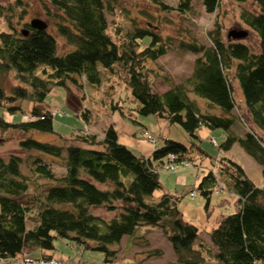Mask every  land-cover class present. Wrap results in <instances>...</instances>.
Returning a JSON list of instances; mask_svg holds the SVG:
<instances>
[{
	"label": "trees",
	"instance_id": "1",
	"mask_svg": "<svg viewBox=\"0 0 264 264\" xmlns=\"http://www.w3.org/2000/svg\"><path fill=\"white\" fill-rule=\"evenodd\" d=\"M41 1L52 7L47 14L56 34L73 47L58 54L56 35L48 27L37 29L25 21L23 34L6 14L9 30H0V73L14 71L24 86L7 91L0 84V130L26 134L18 145L30 152V160L29 173H25L19 155H0V259L14 260L26 247H35L45 253L29 257L36 263L48 260L50 250L56 249L54 240L63 239L77 252H103L104 264H112L122 236L128 240L137 225L152 224L170 242L178 264H203L202 247L195 245L199 229L183 219L177 206L179 195L164 191L152 202L146 197L162 186L159 168L165 163L200 166L191 152L195 150L198 157L207 154L198 143L197 131L204 127L223 129V138L216 145L220 149L237 141L262 165L263 182L256 185L238 162L219 155L212 163L215 171L208 168L196 188L185 187V192L200 191L206 199L205 210L212 191L223 187L232 192L236 210L221 215L208 230L209 242L216 248L214 258L220 264H264V0H255L256 8L239 10L240 20L258 38L257 49L241 38L222 39L218 28L208 33L210 45L182 40V47L199 55L191 73L162 92L152 87L141 70L142 61L155 60L165 52L161 45L155 46V33L134 29L128 33L130 44L147 35L149 44L138 53L133 45L131 50H123L106 32L107 0ZM192 1L177 0L175 8L188 15ZM200 1L209 12L219 5V0ZM157 2L163 10L170 8ZM2 9L0 5V17ZM97 61L129 85L138 114L179 123L189 137L188 144L164 138L144 155L119 142L111 124L104 128L101 140L83 128L58 135L62 144L34 138L35 131L55 133L54 116L42 104L45 96L56 85L82 87V80L98 83ZM229 74L238 84L250 123L241 135L233 127L235 102ZM189 92L204 98L207 108L215 106L218 112L201 110ZM22 100L31 103L28 109L21 105ZM4 112L29 118L8 120ZM89 113L84 108L78 113L86 125ZM58 158L64 168L59 175L52 166ZM100 206L111 216L104 218L93 211Z\"/></svg>",
	"mask_w": 264,
	"mask_h": 264
},
{
	"label": "rangeland",
	"instance_id": "2",
	"mask_svg": "<svg viewBox=\"0 0 264 264\" xmlns=\"http://www.w3.org/2000/svg\"><path fill=\"white\" fill-rule=\"evenodd\" d=\"M161 1L170 8L163 10L159 7L157 0H107L106 2V7L107 5L110 6L106 12V32L119 47L123 45V50H131L133 45L135 53L146 47L150 39L148 35L137 39L136 42L132 41L131 44L129 42L128 33L139 28L155 33L157 37L155 46L161 45L165 49V52L155 60L146 59L142 61L141 70L145 79L157 92H162L172 84L182 82L192 71L194 60L199 54L182 47L180 45L182 40L190 41L192 39L199 44L210 45L209 31L218 28L222 39L226 40L228 31L245 29L246 35L241 39L252 49H257L258 38L256 34L249 30L239 17L241 7L250 9L257 7L255 0H219L218 7L212 12L207 11L200 0H193L192 10L188 15L176 10L177 0ZM0 5L3 6L0 30H9L6 14L18 30L23 28V22L39 17L47 22L48 30L56 35L58 54L73 47L66 43L63 36L56 34L52 28L51 18L47 14L52 11V7L48 3L46 8L41 0H0ZM96 68L99 76V82L96 84L82 80V87L69 83L68 86L56 85L50 90L42 104L49 107L51 111H62L61 114H56L53 117V128L56 134L35 131L32 134L34 138L62 144L63 141L58 138V135L67 136L69 131H77L83 128L88 131L93 130L97 139L101 140L104 128L111 124L119 136V142L128 144L135 152H138V148H142L144 145H147L148 148L155 144V146H160L164 138H171L188 144L189 137L179 123L167 122L168 120H165L164 117L154 114H138L134 109L136 100L132 97L130 87L123 78L98 61ZM229 81L235 102L232 109V113L236 116L233 127L237 134L241 135L243 129L247 128L245 123L248 125L250 123L242 94L231 74H229ZM0 84L7 91L11 87L24 86L16 78L14 71L1 72ZM188 94L190 98L195 99L201 110L208 109L207 101L204 98L192 92ZM30 104L27 100L21 101L24 108L27 106L28 109ZM83 108L90 111L88 116L90 122L87 125L78 116ZM208 110L218 112V108L215 106L209 107ZM4 115L8 120L28 119L23 114L4 112ZM143 130L149 131L151 137L158 139V142H153L152 139L144 137L142 135ZM197 133L201 138L198 141L199 145L207 152L202 157H198L195 150L191 152L193 156H196L193 160L194 163L200 162V167L192 163L191 165L183 163L178 166H175V162L165 163L159 168V179L162 186L155 189L150 196L146 197V200L155 201L164 191L179 195L177 206L182 212L183 219L195 224L199 229L195 245L202 247L205 256L203 264H220L214 258L216 248L209 242L208 230L216 224L221 215L236 210V196L222 186V188L218 187L212 191L208 208L205 210L206 199L200 191L185 192V187L196 188L201 176L207 172L208 168H212V163L216 161V157L219 155H225L238 162L246 175L256 185H261L263 182V167L247 154L237 141L228 149L217 147V143L223 138L222 128L210 130L200 127ZM24 136L26 134L18 130H0V155L4 157L9 154L19 155L22 158L23 171L29 173L27 164L30 160V152L21 149L18 145L19 140ZM52 166L57 175L64 173L60 158L57 161L53 160ZM179 172L184 174L186 182L174 178L177 173L180 175ZM30 188H32V184H30ZM92 209L104 218L111 216V212L106 211L104 207H93ZM153 228L157 227L152 224H140L128 235V240L122 236L112 264H178L170 242L161 234L160 230ZM143 234L144 237L142 238ZM136 238L141 239L132 244L131 241ZM198 243L203 245L199 246ZM54 244L56 253L64 251V254L71 256L69 264H104V254L99 250L83 249L85 256L88 254H92V256L81 257L82 251L77 252L63 239H55ZM24 254V251L16 254L14 260L0 259V264H39V261L36 263L30 257H23ZM77 257L80 259L79 262H76ZM44 264L67 263L61 261L60 263L47 262Z\"/></svg>",
	"mask_w": 264,
	"mask_h": 264
},
{
	"label": "crops",
	"instance_id": "3",
	"mask_svg": "<svg viewBox=\"0 0 264 264\" xmlns=\"http://www.w3.org/2000/svg\"><path fill=\"white\" fill-rule=\"evenodd\" d=\"M164 119L165 120H167V118L166 117H164ZM168 122V121H167ZM92 132H93V130H91ZM118 139H119V136H118ZM125 145H128V144H126V143H124ZM129 146V145H128ZM153 147H155L154 145L152 146V147H147V145H144L142 148H138V152H140V153H142V154H144V155H148L149 153H150V151L153 149ZM144 150H145V152H144ZM200 163V162H199ZM200 167V166H199ZM180 173V172H179ZM182 174V175H181ZM181 176V177H180ZM174 178H177L178 180H180V181H185L186 182V178H185V176H184V174L183 173H180V175H178V173H177V175H175L174 176ZM176 179V180H177ZM124 238V237H123ZM126 238V237H125ZM71 249L72 250H74L72 247H71ZM48 253H49V251H47ZM24 253H25V255H27V257H29V256H31L32 254H35V255H37V256H41L42 255V253H45L43 250H40V249H38V248H35V247H26L25 249H24ZM50 254H51V256H53L54 258H57V259H59V260H61V261H65L67 264H69L70 262H71V256H68V255H66V254H64V251L63 252H60V253H56V251H55V249L52 251V252H50ZM82 255V256H81ZM80 256L81 257H84L85 255H84V253H83V251L80 253ZM92 256V254H88V255H86L85 257H91ZM80 261V259H79V257H77V259H76V262H79ZM77 264V263H76Z\"/></svg>",
	"mask_w": 264,
	"mask_h": 264
},
{
	"label": "water",
	"instance_id": "4",
	"mask_svg": "<svg viewBox=\"0 0 264 264\" xmlns=\"http://www.w3.org/2000/svg\"><path fill=\"white\" fill-rule=\"evenodd\" d=\"M28 24L31 27H34L37 29H45L47 27V23L39 17H34V18L29 19ZM21 32L23 34H26V29H22ZM245 35H246L245 29H232L227 32V36L232 37V38H242Z\"/></svg>",
	"mask_w": 264,
	"mask_h": 264
},
{
	"label": "built area",
	"instance_id": "5",
	"mask_svg": "<svg viewBox=\"0 0 264 264\" xmlns=\"http://www.w3.org/2000/svg\"><path fill=\"white\" fill-rule=\"evenodd\" d=\"M29 118V117H28ZM148 137H149V135L147 134V133H145ZM47 262H50V263H59V262H56L55 260H53V259H50L49 261H47ZM39 263H46V261H40Z\"/></svg>",
	"mask_w": 264,
	"mask_h": 264
}]
</instances>
